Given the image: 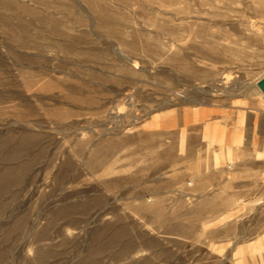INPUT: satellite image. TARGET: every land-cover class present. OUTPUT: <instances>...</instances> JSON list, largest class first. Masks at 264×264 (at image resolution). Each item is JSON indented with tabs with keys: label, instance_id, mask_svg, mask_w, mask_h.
I'll use <instances>...</instances> for the list:
<instances>
[{
	"label": "rangeland",
	"instance_id": "obj_1",
	"mask_svg": "<svg viewBox=\"0 0 264 264\" xmlns=\"http://www.w3.org/2000/svg\"><path fill=\"white\" fill-rule=\"evenodd\" d=\"M264 0H0V264H264Z\"/></svg>",
	"mask_w": 264,
	"mask_h": 264
},
{
	"label": "water",
	"instance_id": "obj_2",
	"mask_svg": "<svg viewBox=\"0 0 264 264\" xmlns=\"http://www.w3.org/2000/svg\"><path fill=\"white\" fill-rule=\"evenodd\" d=\"M257 88L264 94V77L257 83Z\"/></svg>",
	"mask_w": 264,
	"mask_h": 264
}]
</instances>
